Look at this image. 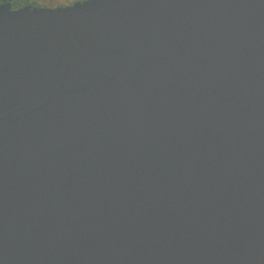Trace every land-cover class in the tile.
I'll use <instances>...</instances> for the list:
<instances>
[{"label": "water", "instance_id": "1", "mask_svg": "<svg viewBox=\"0 0 264 264\" xmlns=\"http://www.w3.org/2000/svg\"><path fill=\"white\" fill-rule=\"evenodd\" d=\"M0 11V264H264V0Z\"/></svg>", "mask_w": 264, "mask_h": 264}, {"label": "flooded vegetation", "instance_id": "2", "mask_svg": "<svg viewBox=\"0 0 264 264\" xmlns=\"http://www.w3.org/2000/svg\"><path fill=\"white\" fill-rule=\"evenodd\" d=\"M84 1L85 0H70V2L66 6L62 5V6H58V7H37L35 5V3L33 2V0H19V3L22 4L23 6L14 8L12 3L7 2V0H6L5 3L0 4V11L11 10L12 12H16V11L22 10L24 8H27V7H30L32 9H35V8L56 9V8H61V7H67V6H70V5H74L77 2H84Z\"/></svg>", "mask_w": 264, "mask_h": 264}, {"label": "clouds", "instance_id": "3", "mask_svg": "<svg viewBox=\"0 0 264 264\" xmlns=\"http://www.w3.org/2000/svg\"><path fill=\"white\" fill-rule=\"evenodd\" d=\"M6 0H0V4L5 3ZM7 2L12 3L13 7L23 6L19 3V0H7ZM37 7H58V6H66L70 0H33Z\"/></svg>", "mask_w": 264, "mask_h": 264}, {"label": "snow or ice", "instance_id": "4", "mask_svg": "<svg viewBox=\"0 0 264 264\" xmlns=\"http://www.w3.org/2000/svg\"><path fill=\"white\" fill-rule=\"evenodd\" d=\"M70 6H73L74 7L75 5H70Z\"/></svg>", "mask_w": 264, "mask_h": 264}]
</instances>
